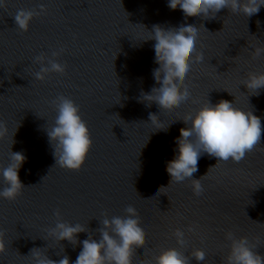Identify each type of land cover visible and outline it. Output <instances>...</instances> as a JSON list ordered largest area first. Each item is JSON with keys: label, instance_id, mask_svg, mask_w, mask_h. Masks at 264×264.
<instances>
[{"label": "water", "instance_id": "95a60500", "mask_svg": "<svg viewBox=\"0 0 264 264\" xmlns=\"http://www.w3.org/2000/svg\"><path fill=\"white\" fill-rule=\"evenodd\" d=\"M40 5L46 12L33 18L27 32L19 30L16 12L39 11ZM189 24L203 26L197 50L204 55L185 81L191 97L171 112L148 106L141 93L159 87L153 77L159 67L155 41L146 40L148 32L154 25ZM251 45L264 47V6L251 17L225 8L205 19L185 17L181 9H170L168 0H7L0 8V121L8 129L0 138V167L8 166L10 151L22 152L26 160L18 173L25 186L21 195L0 198L6 246L0 264H35L33 248L56 261L67 255L74 264L82 243L73 246L49 235L58 222L56 211L61 222L78 223L98 240L100 221L124 217L128 206L137 210L146 233L133 264H154L152 258L167 248L183 252L190 264H224L229 231L247 237L264 256V151L247 153L239 163L203 154L192 177L202 184L200 196L190 179L169 183L166 171L177 154L179 130L188 126L183 117L208 99L235 102L260 117L258 148H264V88L257 96L242 85L248 72H264V53L253 59ZM40 55L43 64L35 62ZM50 59L65 72L37 80L35 73ZM59 96L79 107L93 142L79 171L56 165L47 136ZM150 113L169 124L167 129L157 130ZM5 186L0 175V190ZM177 228L185 232L183 247L172 234ZM88 235L79 233L77 239ZM195 249L205 251L204 261L192 257Z\"/></svg>", "mask_w": 264, "mask_h": 264}, {"label": "clouds", "instance_id": "9594fccd", "mask_svg": "<svg viewBox=\"0 0 264 264\" xmlns=\"http://www.w3.org/2000/svg\"><path fill=\"white\" fill-rule=\"evenodd\" d=\"M261 6H264V0H168V7L172 10L181 9L185 17L202 16L205 19L214 18L216 13L225 8L232 14L239 13L251 17L259 12ZM6 7L7 0H0V8ZM44 12V5L39 6V11L20 9L13 16L14 23L19 30L27 32L33 18ZM200 27L189 24L165 29L154 25L148 32L146 40L155 41V63L159 65L153 69V77L159 87H153L150 93H141L142 101L147 102L148 106L155 103L160 109L171 112L190 99L191 93L185 81L192 64L204 60L203 53L197 50ZM250 47L253 49L250 53L253 59L264 53V47ZM52 55L57 57L60 53L53 52ZM44 59L45 57L40 55L35 58V62L43 64ZM48 65L42 66L40 71L35 73L37 80L43 81L49 72H65V66L54 59L48 60ZM242 85L251 95L258 96L259 90L264 88V72H248ZM53 103L57 116L54 124L47 128V136L54 148L56 165L79 171L92 147L90 131L73 100L59 96ZM182 120L188 126L179 130L180 136L175 141L177 154L167 162L166 171L171 177L169 183L190 179L196 196L203 193V187L200 180H194L192 177L198 171V160L203 154L217 158L218 162L231 159L234 163H239L247 153L254 150L264 151V148H258L262 135L260 117L254 115L252 110L245 111L235 106V102L221 99L212 104L208 99L194 113H186ZM149 121L157 130H166L169 125H163L153 113L149 114ZM7 131L6 124L0 121V138L4 137ZM25 160L22 152L10 151L8 166L0 167V175L6 185L0 190V198L13 201L21 195L25 186L21 183L18 173ZM125 213L124 217L113 216L111 219L104 218L100 221L102 227L95 230L99 233L97 240L91 235V230L82 225L61 222L57 210L55 215L58 222L49 235L58 242L68 241L73 246L82 243V250L74 264H133L135 249L145 246L146 233L140 226L141 220L134 207L128 206ZM194 230L192 226L188 228L189 232ZM85 232L89 233L88 238L78 241L77 235ZM172 234L178 245L183 247L186 244L184 231L177 228ZM4 235L0 230V254L6 251ZM225 239L230 241V245L224 264H264V256L255 251L257 246L247 237L236 238L234 233L229 231L225 234ZM30 254L35 264H70L67 255L56 261L39 248H33ZM191 255L197 262L206 258L205 251L201 249L193 250ZM152 260L154 264H190L188 256L177 248L161 250Z\"/></svg>", "mask_w": 264, "mask_h": 264}]
</instances>
